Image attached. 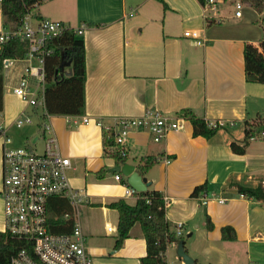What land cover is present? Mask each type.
Returning a JSON list of instances; mask_svg holds the SVG:
<instances>
[{
  "label": "crops",
  "instance_id": "crops-1",
  "mask_svg": "<svg viewBox=\"0 0 264 264\" xmlns=\"http://www.w3.org/2000/svg\"><path fill=\"white\" fill-rule=\"evenodd\" d=\"M226 3L233 1L218 2L215 15L203 12L197 0H45L32 10L38 18L85 26L80 37L85 52L84 112L52 116L50 124L61 154L70 160V186L86 196L78 221L92 264H139L146 255L138 224L114 249L118 212L109 206L118 201L133 205L138 197L125 195L126 177L112 172L116 167L132 168L149 184L146 191L169 200V231L175 234L182 224L184 250L197 264H264V203L230 197L235 193L230 184L264 188V140L247 141L241 155L230 149L231 143L241 145L245 122L264 116V85L245 81L243 62L244 44L257 46L262 33L256 22L243 15L235 18ZM187 31H197L204 44L184 37ZM20 63L0 69V126L7 127L11 138L18 131L13 121L24 108L12 94L26 65ZM147 109L180 118L190 112L224 126L205 139L193 137L192 125L185 120L181 130L160 143L152 142L146 132H133L125 162L117 164L104 151L103 128L119 118L139 117ZM147 158L156 162L142 172ZM115 175L121 179L116 181ZM204 183L209 193L203 199L190 197ZM206 216L211 230L206 229ZM226 226L234 230L235 241L221 239ZM176 250L177 245H168L166 264H172L169 256Z\"/></svg>",
  "mask_w": 264,
  "mask_h": 264
},
{
  "label": "built area",
  "instance_id": "built-area-1",
  "mask_svg": "<svg viewBox=\"0 0 264 264\" xmlns=\"http://www.w3.org/2000/svg\"><path fill=\"white\" fill-rule=\"evenodd\" d=\"M218 2L205 0L201 4L203 12L210 11L215 15ZM231 8L235 18L242 17L244 5L241 2L233 1ZM215 21L219 22V18H215ZM84 29V25L74 28L62 21L38 18L31 10L23 17L18 28L0 32V52L9 40L18 39L26 44L23 59L2 62L4 68L12 66L14 62L26 63L12 89V94L24 106L14 119L13 126L16 130L33 126L37 134L30 138L31 144L36 145L39 140L43 143L40 153L30 147L14 146L7 127L0 126L3 233L26 243L25 248L11 258L10 264H92L78 221L79 207L86 203V196L70 186V160L59 150L50 124L52 116L47 113L44 105V59L50 53L48 42L66 33H73L79 38ZM184 37L193 39L196 45L204 44L197 31H187ZM185 120L184 117H172L156 109H147L139 117L119 118L112 126L103 128L107 140L112 143L108 153L111 156L115 154L126 157L128 139L133 132H146L152 142L160 143L170 132L181 130ZM83 122L86 124L88 120L83 119ZM206 123L211 129L224 126L223 122ZM262 137L264 133L260 135ZM258 139L253 137L249 141ZM114 179L119 181L121 178L115 175ZM136 194L129 186L125 188L126 196ZM52 199L68 201L71 212L64 214L61 219L72 220L69 233H54L50 229L47 206ZM163 202L164 207L169 204L166 198H163ZM182 227V224L177 225V237L182 236Z\"/></svg>",
  "mask_w": 264,
  "mask_h": 264
},
{
  "label": "trees",
  "instance_id": "trees-1",
  "mask_svg": "<svg viewBox=\"0 0 264 264\" xmlns=\"http://www.w3.org/2000/svg\"><path fill=\"white\" fill-rule=\"evenodd\" d=\"M45 0H0L2 27L5 30L16 29L21 25L23 17L28 11L42 5ZM160 1V0H158ZM203 4L205 0H197ZM222 2L239 1L248 5L256 13L264 11V0H217ZM264 34V31H263ZM50 53L44 59L45 90L44 105L47 113L51 116H80L84 112V84L86 80L85 52L83 41L73 33H66L53 38L47 44ZM26 53V44L18 39L9 40L0 52V69L4 60H20ZM244 76L247 83L264 85V35L257 46L245 43L243 48ZM69 64L67 69L70 74H60V68ZM3 79L0 74V111L2 110ZM183 117L192 125V136H201L205 139L213 137L219 129H211L207 123L195 117L190 112H184ZM264 133V116L256 118L253 122L244 123V137L241 145L231 143L232 153L241 155L244 146L250 138L258 137ZM102 144L104 151L117 164L125 162V157L110 155L108 147L112 145L103 132ZM156 158H147L140 168L142 172L147 171ZM102 172L98 173L100 176ZM235 193L230 197H245L259 203H264V188L259 185L256 188H247L239 184H230ZM209 193L207 183L193 189L190 197L202 198ZM137 199L133 205L124 201L110 204L109 208L118 212V236L115 240L114 249H119L124 240L128 238L130 230L135 224L140 226L146 244V255L139 260V264H165L164 254L168 245H177L183 241V237H177L171 233L165 219V207L163 196L157 191H145L137 193ZM229 197V196H228ZM71 212L67 200L52 199L47 206V221L52 232L69 233L72 220L63 221L64 214ZM206 229L211 230L212 225L206 216ZM221 239L233 242L236 235L231 227L221 228ZM26 243L11 238L0 232V264H10V260L20 250L24 249ZM193 264H197L196 261Z\"/></svg>",
  "mask_w": 264,
  "mask_h": 264
},
{
  "label": "rangeland",
  "instance_id": "rangeland-1",
  "mask_svg": "<svg viewBox=\"0 0 264 264\" xmlns=\"http://www.w3.org/2000/svg\"><path fill=\"white\" fill-rule=\"evenodd\" d=\"M230 5H231L230 3H226L225 7L230 6ZM242 15H243V18H244V16L247 17V19L250 20V22H256L257 23L256 26L261 31L262 36L264 35L263 34V31H264V11L262 13H256L248 5H244L243 11H242ZM20 64L24 65L25 63L23 64L21 62ZM12 105H15V103H12ZM36 134H37L36 130L33 127H31V128H22V129H20L18 131H14V135L12 136V139L14 138L13 139L14 146L30 147L35 152L40 153L41 150H42V145H43L42 141L39 140L36 145H32L31 141H30V138L32 136H35ZM25 135H27L28 138H24V137H27ZM184 240L187 243L189 242V241H187V239L185 237H184ZM169 261L172 264H181V262H182L179 258H177V255H176L175 252H172L170 254Z\"/></svg>",
  "mask_w": 264,
  "mask_h": 264
},
{
  "label": "water",
  "instance_id": "water-1",
  "mask_svg": "<svg viewBox=\"0 0 264 264\" xmlns=\"http://www.w3.org/2000/svg\"><path fill=\"white\" fill-rule=\"evenodd\" d=\"M69 64H64L61 66L60 68V74L63 75L64 73V68L68 67ZM70 74V72L68 73ZM121 171L123 176L126 177V183L127 185L132 188L135 192L137 193H141V192H145L147 187H148V183L146 182V180L144 178H142L138 173L134 172L132 170V168H126L123 167L122 169L120 167H116L112 170V172H119ZM176 255L177 258H179L183 264H193V260L192 258H190L188 256V254L185 252L184 250V244L183 241H180L177 244V250H176Z\"/></svg>",
  "mask_w": 264,
  "mask_h": 264
}]
</instances>
